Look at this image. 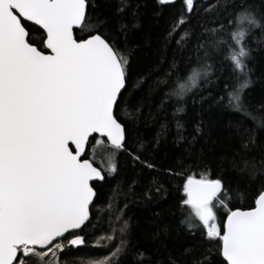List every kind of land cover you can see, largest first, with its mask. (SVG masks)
I'll list each match as a JSON object with an SVG mask.
<instances>
[{
  "label": "snow or ice",
  "instance_id": "6c2138e0",
  "mask_svg": "<svg viewBox=\"0 0 264 264\" xmlns=\"http://www.w3.org/2000/svg\"><path fill=\"white\" fill-rule=\"evenodd\" d=\"M139 7L132 0H119L115 11L109 0H0V264H67L61 255L86 243L79 233L92 221L96 183L119 174L120 156L133 172L142 165L157 173L147 183L131 178L124 193L149 210L167 191L161 174L183 177L176 232L199 233L214 245L191 261L170 255L168 264H264V103L245 100L257 55H264V0L259 7L210 0L203 14L196 0H182L169 39L180 35L182 54L195 41V55L181 61L183 71L174 59L154 84L133 67L130 36ZM209 99L243 118L229 124L237 142L230 162L235 188L222 176L197 179L142 158L148 142L142 123L158 127L154 146L173 124L177 142L185 140L189 101L202 112ZM195 132H203L202 119ZM195 142L193 136L189 147ZM257 185L254 206L233 204ZM124 209L109 216V233L100 239L115 248L98 264H125L129 256L151 264L132 245ZM194 251L185 248L181 256Z\"/></svg>",
  "mask_w": 264,
  "mask_h": 264
},
{
  "label": "trees",
  "instance_id": "16d2710c",
  "mask_svg": "<svg viewBox=\"0 0 264 264\" xmlns=\"http://www.w3.org/2000/svg\"><path fill=\"white\" fill-rule=\"evenodd\" d=\"M109 2L112 5V11H115L119 0H109ZM209 2L210 0H196L198 13L203 14L205 8L209 6ZM249 2L259 7L261 0H249ZM137 4L140 6L139 27L132 29L130 36V47H134L133 67L149 78V84H154L169 71L174 59L183 71L184 64L181 61H186L189 55H195V41L192 42L191 50L184 51L182 54L181 48L176 43V40L180 39V35L177 34L175 39H169V32L182 12V0L164 5L158 4L157 0H132L133 8ZM130 14L131 11L128 16ZM195 22L193 20L192 26L195 25ZM179 31L182 34L184 29L181 28ZM33 37L39 38L37 33H33ZM219 74L217 71V75ZM226 75L227 73H225ZM252 80L251 90L246 92L245 100L255 106L258 103H264V55H257ZM204 87L208 91H213L207 85ZM146 91L147 88H145ZM208 91H205L203 95L207 96ZM144 111L145 118H147V107ZM183 119L186 124L183 133L185 140L177 142L175 124H173L167 136H161L158 147L151 143V137L155 136L158 127L154 124L145 127L142 123L140 126L141 136L148 141L145 144L146 150L143 152L142 158L154 163L158 169L171 168L174 172L183 171L197 179L204 174L210 175L213 179L222 176L226 181H231V186L235 188L236 177L230 162L233 154L237 151V142L232 138L233 129L229 124L230 121L235 122L243 118L230 110H221L209 99L204 103L202 112L199 105L193 108L189 101L188 112ZM201 119L203 120V132L196 133L195 127ZM248 123L250 122H245L246 125ZM193 136L196 137V142L189 147L188 142L192 140ZM128 143L131 146L135 141L130 139ZM119 160V174L114 179H109L102 184L96 183L98 195L93 207L92 221L83 232L79 233L86 236L85 245L66 251L60 257L62 261H66L67 264H98L108 256L110 251L115 248V243L112 244V249L106 248L104 245L107 241L100 238L109 233V216L117 214L119 209H124L125 204L128 207L124 209L126 214L123 216V220L129 222L132 245L143 251L145 262L168 264L170 255L173 258L180 257L191 261L208 248L214 250V245L209 244L199 233L192 237L176 232V225L182 218L177 205L183 198V177L161 174L159 178L165 183L167 191L161 194L158 204H153L149 210L144 207L142 201L135 197L126 199L124 193L127 191V185L131 178L135 177L141 183H147L157 173L142 165H138V171L133 172L123 156H120ZM117 185H119V189L113 198L112 208L109 210L108 198L113 196L112 190L116 189ZM136 191L139 194L140 184L137 185ZM258 191L259 185L256 186L255 191L250 190L247 197L234 200L233 204L241 208L254 206L255 194H258ZM99 209H104L99 212L100 221L97 220ZM223 211L221 209L219 212L221 216ZM156 213H159V216ZM165 227L168 228V235L164 234ZM185 248H193L195 251L191 256H181ZM136 259L129 256L125 264H135Z\"/></svg>",
  "mask_w": 264,
  "mask_h": 264
},
{
  "label": "rangeland",
  "instance_id": "374dc122",
  "mask_svg": "<svg viewBox=\"0 0 264 264\" xmlns=\"http://www.w3.org/2000/svg\"><path fill=\"white\" fill-rule=\"evenodd\" d=\"M90 151H91V146H90ZM103 155V153L100 154V156H98L97 158V163L100 164V157Z\"/></svg>",
  "mask_w": 264,
  "mask_h": 264
},
{
  "label": "water",
  "instance_id": "95a60500",
  "mask_svg": "<svg viewBox=\"0 0 264 264\" xmlns=\"http://www.w3.org/2000/svg\"><path fill=\"white\" fill-rule=\"evenodd\" d=\"M81 247V246H80Z\"/></svg>",
  "mask_w": 264,
  "mask_h": 264
}]
</instances>
